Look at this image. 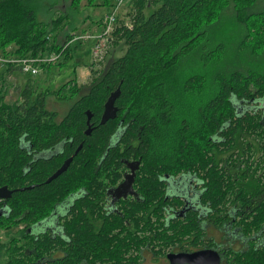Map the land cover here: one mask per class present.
<instances>
[{"label": "trees", "instance_id": "trees-1", "mask_svg": "<svg viewBox=\"0 0 264 264\" xmlns=\"http://www.w3.org/2000/svg\"><path fill=\"white\" fill-rule=\"evenodd\" d=\"M102 1L104 6L111 0ZM260 1L130 0L129 20L118 17L112 36V44L123 40L126 51L108 64L86 92L74 79L58 91L36 93L30 79L21 87L20 101L12 103L6 102L0 89V188L15 191L10 199L0 201V230L22 227L0 245V264H77L79 244L80 252L88 254L109 242H137L138 234L111 240L113 233L107 229L120 219L104 223L92 196L78 202L64 224L71 243L65 259H57L60 244L52 235L44 238L30 232L55 219L56 208L79 188L91 189L100 180L105 183L108 178H98V172L125 162H140L136 185L142 200L151 203L152 196L161 203L165 199L160 182L164 175L203 174L202 200L215 217L219 212L220 221H235L233 228L246 237L250 232L264 237V66L246 72L220 70L213 80L216 87L206 93L199 91L207 83L204 75L176 76L181 61L194 54L230 5L236 20L247 25L240 49L264 54ZM80 2L72 0L78 12ZM39 10L43 11L41 0H0V52L18 58L56 52L66 62L72 56L73 38L90 33L91 29L77 33L88 19L80 20L78 12L66 10L58 18L38 22ZM224 47L219 44L203 54L202 65L221 64ZM7 72L21 71L8 67ZM118 89V117L101 125L106 101ZM192 95L202 98L186 99ZM50 96L60 102L75 99L61 120L57 111L46 108ZM254 104L263 107L252 110ZM88 112L90 135L86 133ZM81 145L69 169L47 183ZM148 209L153 208L132 203L129 216L139 220ZM88 212L96 214V220ZM244 212L249 213L247 218L241 217ZM176 231L175 240L153 235L143 244L179 243L192 232L182 223ZM230 254L232 264H264V245ZM114 259H120V254Z\"/></svg>", "mask_w": 264, "mask_h": 264}, {"label": "flooded vegetation", "instance_id": "flooded-vegetation-1", "mask_svg": "<svg viewBox=\"0 0 264 264\" xmlns=\"http://www.w3.org/2000/svg\"><path fill=\"white\" fill-rule=\"evenodd\" d=\"M116 142L114 141L115 144ZM110 167L113 170L96 174L98 178H108L105 183L100 180L98 184L91 185V189L79 188L56 208L55 219H47L30 229L32 235L37 237L44 235L42 236L44 238L52 235L50 238L59 241L60 249L55 253L57 259H65L67 248L71 247L64 224L69 219L73 207L91 196L94 204L102 211L100 217L105 219L104 223L106 219L109 223H115L116 218L120 219L107 229V232L113 233L111 240L115 239L116 235L125 238L138 234L140 237H136L137 242L101 244L94 253L88 254L80 252L79 244L75 258L77 264H172L174 255H188L204 250L216 251L221 257L220 264H232L230 251H246L253 246H262V240L259 239L260 244H257L258 237L253 232L246 237L239 229L233 228L235 221H220L222 215L217 212L215 217L210 208L203 203L202 195L206 191L203 174L191 172L177 176L164 175L160 182L165 199L161 203L156 200L157 196H152L151 203L142 200L136 185L137 173L141 167L139 161L125 162L122 165L112 164ZM98 192L100 195L97 197ZM136 202L153 209H148L139 220H134L129 216L128 210L129 205ZM88 215L94 220L97 218L92 212H88ZM248 215V212H244L241 217L247 218ZM181 223L189 225L192 230L185 241L179 243L150 241L143 244V239H149L153 235H169L175 240L176 228ZM210 242L214 246H209ZM119 254L120 259H114Z\"/></svg>", "mask_w": 264, "mask_h": 264}, {"label": "rangeland", "instance_id": "rangeland-1", "mask_svg": "<svg viewBox=\"0 0 264 264\" xmlns=\"http://www.w3.org/2000/svg\"><path fill=\"white\" fill-rule=\"evenodd\" d=\"M102 2V0H81L80 11L78 12L72 6V0H41L43 11L39 10L37 13V20L38 22H48L53 18H58L64 14L66 10H73L78 12L75 14H78L80 20L83 19L86 21L88 19L86 23L79 28L77 33L84 34L86 30L88 31V29H91L90 33L97 35L104 30L107 17L113 11L118 0H111L104 6H102ZM127 2L121 7L122 11L120 10L119 15V17H122L125 21L129 20L130 17V9L124 8ZM95 4L98 5L95 6ZM258 4L257 11H264V0H261ZM77 6L78 3H76L75 7ZM234 12L235 8L233 5H230L222 11L220 19L215 23L208 37L202 41L201 45L193 55L181 61L176 72V76L182 79L198 73L204 75L207 79V83L205 85V81H203L204 87L199 90L200 92L204 91L206 93L216 87L213 80L215 76L220 73V70L231 72L234 69L246 72L253 67L264 66V54L255 56L249 50L243 51L240 49L241 43L245 41L246 36L248 35V30L246 24L239 23L236 20ZM151 13L152 9H148L147 14L150 15ZM98 23H101L100 29L96 30L95 27L99 26ZM68 31L69 30H67V32ZM63 41L64 40L61 39L60 45ZM72 44L73 52L71 58L66 62L64 60H60L59 62L56 61L49 68L42 69L39 74L34 76L24 73L22 74L21 72L9 74L7 72V67H0V89L3 88L5 91V100H7V102L18 103L20 101L19 93L21 87H25L30 79L34 81L36 93L58 91L64 84L74 79H76L81 90L86 92L90 85L96 79L98 80L101 77L108 64L124 55L126 51V46L122 41L110 44L107 48L104 61L97 64L93 61L92 56L96 44L95 40L92 39L83 43L73 42ZM219 44H224L225 46L221 64L210 66L202 65L200 62L202 55L208 53ZM53 54L57 53L52 52L49 57ZM194 98L200 99L202 97L192 95L186 99ZM74 101L75 99L68 102H60L50 96L47 99L46 108L50 111H57L59 114L58 120H61L65 117ZM256 106L258 105L254 104L252 110ZM262 107L263 106L260 105L258 106V109ZM253 142L257 147L256 141ZM20 231V228L14 227L9 230H0V244L8 242L10 236H16ZM221 235L222 234H220V237ZM259 239L262 240L261 245L263 246L264 237H259L257 239V244H260L258 242Z\"/></svg>", "mask_w": 264, "mask_h": 264}, {"label": "built area", "instance_id": "built-area-1", "mask_svg": "<svg viewBox=\"0 0 264 264\" xmlns=\"http://www.w3.org/2000/svg\"><path fill=\"white\" fill-rule=\"evenodd\" d=\"M127 1L128 0H118L117 4L113 8V11L107 17L106 24L104 25V30L100 34L93 35L91 33H88L85 35H80L74 37L71 43H83L92 39L95 40L96 44L93 49L92 55L93 61L97 64L103 62L106 57L107 48L110 44H112V36L118 25V17L120 15L121 7ZM49 56L50 55H41L38 57L18 58L13 56H6L4 53L0 52V67L5 66L7 68H19L21 72L34 76L39 74V72L43 69V65L56 62L61 58V55L59 54H53L51 57Z\"/></svg>", "mask_w": 264, "mask_h": 264}, {"label": "water", "instance_id": "water-1", "mask_svg": "<svg viewBox=\"0 0 264 264\" xmlns=\"http://www.w3.org/2000/svg\"><path fill=\"white\" fill-rule=\"evenodd\" d=\"M120 89H118L116 92H114L110 98L108 99L107 103L105 104V110L101 119V125H105L110 120H114L118 117V108L115 106L117 99L120 97ZM88 114V127L87 134L90 135L92 132L90 123L92 115L90 112ZM82 149V145L76 150L74 155L66 160L64 164L57 170V172L49 178L47 183L52 182L53 180H56L59 178L62 174H64L70 167L71 163L73 162L74 158L79 154V152ZM27 188V189H31ZM26 189H22L20 191H25ZM15 191H11L8 189V187H2L0 188V201L2 200H8L10 199ZM220 264L221 263V257H219V254L214 250H204L200 252H196L193 254L188 255H174L172 264Z\"/></svg>", "mask_w": 264, "mask_h": 264}, {"label": "crops", "instance_id": "crops-1", "mask_svg": "<svg viewBox=\"0 0 264 264\" xmlns=\"http://www.w3.org/2000/svg\"><path fill=\"white\" fill-rule=\"evenodd\" d=\"M124 8H128V9H130V3L128 2V3L124 6ZM124 8H123V9H124ZM122 19H123V18H122ZM98 25H99V26L95 27L96 30H99V29H100V25H101V24L98 23Z\"/></svg>", "mask_w": 264, "mask_h": 264}, {"label": "bare ground", "instance_id": "bare-ground-1", "mask_svg": "<svg viewBox=\"0 0 264 264\" xmlns=\"http://www.w3.org/2000/svg\"><path fill=\"white\" fill-rule=\"evenodd\" d=\"M57 31V30H56ZM123 41V40H122ZM121 42V41H120ZM37 49V48H35ZM117 56V55H116ZM79 68V67H78ZM90 75V74H89ZM19 83V82H18ZM92 93V92H91ZM7 102V101H6ZM107 102V101H106ZM105 107V106H104ZM105 110V109H104ZM104 112V111H103ZM60 122V121H59ZM140 146V145H139ZM41 160V159H40ZM74 201V200H73ZM206 231V230H205ZM207 234V233H206Z\"/></svg>", "mask_w": 264, "mask_h": 264}]
</instances>
